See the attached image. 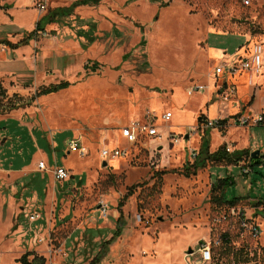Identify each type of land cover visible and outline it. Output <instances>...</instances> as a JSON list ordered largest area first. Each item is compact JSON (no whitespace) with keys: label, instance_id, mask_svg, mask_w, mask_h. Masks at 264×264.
<instances>
[{"label":"rangeland","instance_id":"rangeland-1","mask_svg":"<svg viewBox=\"0 0 264 264\" xmlns=\"http://www.w3.org/2000/svg\"><path fill=\"white\" fill-rule=\"evenodd\" d=\"M72 1L47 0L40 11V0H0V42H19L51 9ZM99 1L93 3L98 7L77 8L63 22L47 25L28 45L12 49L0 43V81L11 96L30 100L42 87L71 82L26 107L0 112V264H22L30 252V260L43 256L47 264H88L98 255L100 264H195L200 242L216 241L225 232L231 236L230 254L222 257L224 245L215 246L213 264L247 260L248 250L264 245V234L258 241L239 238V218L231 215L229 201L243 198L238 206L264 227L255 214V207L264 210V164L255 168L256 175L242 173L253 161L244 153L240 161L210 162L196 174L185 173L194 163L191 148L200 149L208 137L211 152L227 136L232 152L239 145L263 156L264 126L244 127L240 115H233L222 127L205 130L206 119H198L173 134L174 144L186 141L185 149L172 142L164 149L160 139L147 143L149 148L131 146L120 126L155 111L161 138L167 139L170 126L190 120L180 109L199 110L211 84V120L228 117L230 105L252 114L247 110L255 99L248 94L254 78L246 88L233 80L245 71L215 70L228 61L225 51L241 47L249 56L255 45H264V0H131L127 6L126 0ZM209 45L224 53L221 59L208 57ZM224 82V91L234 89L228 99L219 92ZM200 84L206 88L187 92ZM176 85L179 96L172 95ZM184 92L188 101L181 105ZM261 106L258 102L253 114ZM168 109L174 116L165 122ZM77 138L89 148L85 157L69 148ZM118 146L131 150L102 156ZM41 160L48 170H39ZM56 164L73 176L57 181ZM226 178L235 181L230 189L219 183ZM133 186L120 223L119 202ZM117 231L121 234L107 248ZM252 259L264 264V254Z\"/></svg>","mask_w":264,"mask_h":264},{"label":"built area","instance_id":"built-area-1","mask_svg":"<svg viewBox=\"0 0 264 264\" xmlns=\"http://www.w3.org/2000/svg\"><path fill=\"white\" fill-rule=\"evenodd\" d=\"M41 2L39 3V10H45L47 8V0H40ZM248 3L249 0H246ZM216 73L220 74L225 71H229L231 74H235L236 71H245L249 74V76L253 79L255 76H260L263 78V83H264V45L262 44H257L254 46L251 54L249 56L244 57L239 64H234V65H228L226 63L219 65L216 67ZM254 82V80L252 81ZM205 85H195L193 88H189L187 91L189 94L193 95L196 91H200L205 89ZM224 91V87L222 88L221 91L224 92L225 98H229L231 94L234 93L233 90H227ZM231 93H230V92ZM173 117V113L166 112L162 115V119L165 122L171 121ZM160 118L158 114H156L155 111H146L142 119H136L132 120L129 123H125L121 126V134L122 137L129 143L131 146L132 145H138L141 144L145 148H149L147 143L154 142L157 139H160L162 137V131L160 130V125H158L157 121ZM239 123L244 126H264V112L262 113H256V114H242L238 118ZM205 130L209 128H214L216 126L222 127L221 119L220 120H211V119H206L205 123ZM167 138L172 141H176L173 133L168 130L167 131ZM178 141V140H177ZM69 148L71 152L79 154L81 157H85L89 154V148L84 144L83 140L81 138L73 139L69 143ZM131 150V149H130ZM130 150L126 148H120L115 147L113 149H104L102 151V156L105 158L109 157H119V156H124ZM227 150L229 152H232L231 146H227ZM199 150L194 149L193 153L195 156L198 154ZM39 170L46 171L48 170V166L46 162L41 161L39 162ZM54 178L57 181H65L68 180L70 177H72V173L69 169L65 167H61L56 164L55 168L52 170ZM256 170L253 169L249 165H244L242 166V173L248 174V175H256ZM263 197H264V192H263ZM245 198V197H244ZM249 198H251L249 196ZM240 200L243 201V198ZM238 200L235 204H231L230 210H231V215L232 216H237L239 218V227L237 228V234L238 237L241 238L242 240H261V237L264 234V227L262 223H258L252 220V217H249L247 213L242 210V207L238 206ZM264 200V199H263ZM260 202V200H259ZM258 202V204H259ZM262 203V201L260 202ZM264 203V202H263ZM251 204V203H250ZM262 209V210H261ZM106 210V207H105ZM260 210V212H258ZM261 212H264L263 208H258L255 207V214H258L261 216V219L264 220V214H261ZM31 219L33 221L38 219V215L33 214L31 215ZM212 236V235H211ZM227 240H231V236L228 232L223 233L220 238H218L216 241H213V237H210V240L205 239L202 242H200V246L196 249V251L201 255L200 258L196 261L195 264H213L214 263V253L213 250L215 246H219L220 244L223 245V243ZM220 245V246H221ZM194 251H191L189 254H193ZM188 254V253H187ZM264 254V245L259 244V246L255 250H248L246 257H248L247 260H240L237 261L235 258L228 262L227 264H261L260 261L258 260H250L251 257H256L261 256ZM235 255V254H234ZM224 264V263H223Z\"/></svg>","mask_w":264,"mask_h":264},{"label":"trees","instance_id":"trees-1","mask_svg":"<svg viewBox=\"0 0 264 264\" xmlns=\"http://www.w3.org/2000/svg\"><path fill=\"white\" fill-rule=\"evenodd\" d=\"M92 0H78L75 3H73L69 7H59L57 9L51 10L48 12L45 16H43L36 25V28L31 31L27 32L25 36L22 38L17 43L11 42L8 39H3L0 43L1 44H6L9 45L11 48L15 49L23 45H28L29 42L32 39H37L39 36V33L45 32L47 25L55 22H60L61 19L64 17L70 16L73 14L74 9L78 5L82 4H87ZM167 4V3H166ZM165 5V4H164ZM135 25L140 26L138 23ZM99 68V63L94 62L92 65V70H96ZM71 85V82L68 80H64L58 84H51L50 86L42 87L35 96H33L30 100H23L22 97L18 95H13L11 96L7 90V88L4 86V84L0 81V112L1 113H9L13 110L26 107V105H29L35 101V99L38 96L41 95H47L51 94L54 92H58L60 90L66 89ZM203 116H201L202 118ZM228 120H221L222 125H225ZM210 139L206 138L203 143H202V151L201 154L191 166L190 169L186 170V176H190L191 174H196L197 171L200 168H204L209 164L210 162H229V163H234L235 161H240L243 158L244 153H249L250 155L252 154L249 151H244V150H235L233 152H229L227 150V145L221 146L216 152H210ZM252 163L251 167L255 169L258 165L264 164V155H258L255 157H252ZM261 173V172H260ZM219 183H222L224 186H227L229 189L232 188L235 184V181L232 178H226L225 180H219ZM223 181V182H222ZM134 191V186L125 194V196L121 199L119 202L118 209L120 211V217H119V222L123 223L124 221V214H123V207L125 206L127 200L129 197L133 194ZM238 201V198L233 199L229 202L231 204H235ZM121 234V231H117L114 236L106 242L107 248H109V245ZM229 241L227 240L223 243L224 245V250L220 252L222 257H225L227 254H230L228 252L229 250ZM223 247V246H222ZM236 255V253H235ZM31 252L26 253L25 255L22 256L20 261L22 264H47L46 258L43 256H36L33 260H30ZM102 256H96L90 263L88 264H100L102 260ZM77 264H86V263H77Z\"/></svg>","mask_w":264,"mask_h":264},{"label":"crops","instance_id":"crops-1","mask_svg":"<svg viewBox=\"0 0 264 264\" xmlns=\"http://www.w3.org/2000/svg\"><path fill=\"white\" fill-rule=\"evenodd\" d=\"M76 1H78V0H73L69 5H60V6H56L55 8H53V9H51V10H54V9H57V8H59V7H69V6H71L73 3H75ZM125 1V0H124ZM124 1H123V4H124ZM131 0H126V2H125V5L127 6V5H129L128 3L130 2ZM99 0H92V1H90L89 3H87V4H82V5H78V6H76L75 7V9H74V12H73V14H71L70 16H72V15H74L75 14V12H76V9L77 8H81V7H86V6H91V5H93V6H96V5H99ZM93 3H95L96 5H94ZM122 3V2H121ZM124 5V6H125ZM96 7H98V6H96ZM50 10V11H51ZM49 11V12H50ZM70 16H67V17H64L63 19H61V21L60 22H63V20L64 19H66V18H69ZM60 22H55V23H60ZM95 25H96V22L94 21L93 22V24H92V29H95ZM92 41H94V38L92 37L91 38V42ZM24 46V45H23ZM212 46H214V45H209L208 46V57L210 56V55H212V56H214L215 57V62L216 61H218L219 59H221L222 58V56H223V52H219L218 50H215L214 52H212L211 51V47ZM21 47V46H20ZM88 47V45L86 44L85 45V48H87ZM19 48V47H18ZM13 49V48H12ZM15 49H17V48H15ZM225 55H226V57H227V62H225L226 64H228V65H231V63H232V65H234V64H236V62H238V61H241L244 57H246V55H247V53H246V51H245V49L243 48H237L234 52H232V53H228V51H225ZM231 60V61H230ZM257 77H259L260 78V80L258 81L257 80ZM233 80H234V83H236V84H239V86H241V85H243V86H245L246 88L248 87V85L250 84V82L252 81V78L249 76V74L247 73V72H244L243 74H241V75H239V76H237L236 78H233ZM226 84V82H224L221 86H220V88H219V92H221V90H222V88L224 87V85ZM264 86V83H263V78L262 77H260V76H255L254 77V82H253V89H254V91L252 92V93H248V94H250L251 96H252V98H251V102L253 101V99H254V97H255V99H254V103L253 104H250L249 105V110H247V112H249V113H253L254 111H255V106H256V104H258V102H260L261 104H262V106H261V110L259 109L256 113H262V112H264V94H261V95H257V93L258 92H260V93H262V87ZM211 87H213V90L211 91V92H208V93H204L203 95H202V98H201V103H200V106H199V110H197V111H195V110H193V109H188V108H185V107H182L181 109H180V111H182V112H186V113H188V114H190L191 116H190V120H188L187 122L188 123H186V124H181V125H177V128H175V126L176 125H173V126H170V128H172V130L169 128L168 130H170L173 134H174V132H176V131H179V133H182V131H183V129H185V127H188V126H192V125H194V123H195V121L196 120H198V119H202V118H205V119H212V118H214L212 115H211V112H210V107L211 106H213L215 103H213L212 102V100H213V91H214V86L211 84ZM174 89H177L178 90V93L176 94V92L175 91H173L172 92V95L173 96H179L180 95V92L182 91V89H181V85H176L175 87H174ZM188 92V91H187ZM185 93V95H186V98L184 99L183 98V101H182V103H180L181 105L182 104H186L187 103V101H188V96H187V93L186 92H184ZM182 96V95H181ZM226 104V103H225ZM172 112L173 113V111L171 110V109H168V110H165L164 111V113H166V112ZM241 111V108L239 107V106H237V105H235V106H232V105H230V110H229V116L228 117H223V116H219V117H215V119L216 120H229V117H233V115H235V116H237V115H242V114H244V112H240ZM163 113V114H164ZM255 113V114H256ZM193 115V116H192ZM173 116H174V113H173ZM201 116H203L202 118H201ZM142 119V118H141ZM228 122V121H227ZM122 126V125H121ZM121 126H120V128H121ZM167 130V131H168ZM120 131H121V129H120ZM206 132L207 131H204V133L206 134ZM122 135V134H121ZM166 135H167V132H166V134H165V137H166ZM209 139H210V137H208ZM227 139H229L227 136H225V137H223V140H224V143H223V145H226L227 143L229 144L230 143V141L229 140H227ZM160 140H161V142H159V144H158V146L159 145H161V147H164V149L166 148V146H169V144L172 142L173 144V146L174 145H176V144H174V141H172V140H169L168 138L166 139H164V140H162V138H160ZM166 140V141H165ZM203 143V142H202ZM110 145H112V144H110ZM151 145H152V143H151ZM182 145V142L181 143H179V144H177L176 146H181ZM186 145H187V143H186V141L184 140V143H183V148L185 149L186 148ZM222 145V146H223ZM157 146V147H158ZM210 146H211V144H210ZM237 147L235 148L236 150H244V151H249V152H251L250 150H248V149H241L240 148V146L239 145H236ZM163 149V150H164ZM189 149V148H188ZM194 149H197V148H191V159H192V161L193 162H196V160H198V158H199V156H200V154H201V151H202V144H201V147H200V149H198L199 150V152H198V154L195 156V154L193 153V150ZM219 148H217V147H215V149H213L212 148V151L213 152H216L217 150H218ZM235 149H234V151H235ZM186 151H187V149H186ZM211 152V151H210ZM212 152V153H213ZM252 154H253V152H251ZM261 153V152H260ZM41 161H43V160H41ZM40 161V162H41ZM252 194L253 193H251V192H248V196H252ZM240 197V196H239ZM191 253V252H190ZM1 254H4L5 255V252H3V253H1ZM4 255H2V258L4 257ZM5 257H7V256H5Z\"/></svg>","mask_w":264,"mask_h":264},{"label":"water","instance_id":"water-1","mask_svg":"<svg viewBox=\"0 0 264 264\" xmlns=\"http://www.w3.org/2000/svg\"><path fill=\"white\" fill-rule=\"evenodd\" d=\"M260 155V151L259 150H256L255 152H253L252 156L255 157V156H258ZM105 165H107V162L104 163ZM192 251V250H191Z\"/></svg>","mask_w":264,"mask_h":264}]
</instances>
